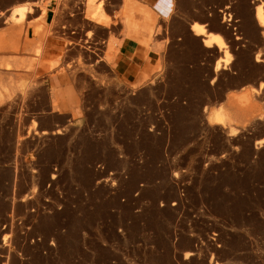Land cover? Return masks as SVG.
Returning <instances> with one entry per match:
<instances>
[{
	"label": "rangeland",
	"instance_id": "1",
	"mask_svg": "<svg viewBox=\"0 0 264 264\" xmlns=\"http://www.w3.org/2000/svg\"><path fill=\"white\" fill-rule=\"evenodd\" d=\"M55 1L87 20L75 42L42 14L30 57L0 52V264H264V0H159L158 22L147 0ZM202 19L208 60L174 25ZM132 39L155 64L127 79Z\"/></svg>",
	"mask_w": 264,
	"mask_h": 264
},
{
	"label": "crops",
	"instance_id": "2",
	"mask_svg": "<svg viewBox=\"0 0 264 264\" xmlns=\"http://www.w3.org/2000/svg\"><path fill=\"white\" fill-rule=\"evenodd\" d=\"M158 3L159 0H147L145 6L147 12L151 14L157 22L159 19L157 10ZM42 5H44V11H42ZM42 14L46 24H50L52 21L56 22V25H53L51 28L52 36L50 39L52 43H54V41L58 43H60V41L75 42L76 32L82 30L86 31L89 26L87 20L82 15H77L74 9L70 7L69 3L67 4V8H64L61 5H58L55 0H0V52L2 56L15 59L16 61H19V59L22 60L23 58L26 60L31 56V52L28 50L34 47L38 40H42L44 34L47 32V28H42V30L35 33L37 20ZM103 16L107 15L103 14ZM12 18L18 21H12ZM212 19H214V17ZM96 23L100 22L96 21ZM174 23L176 27L184 30L185 38H188L190 35L192 39H195L194 42L197 47V56L202 55L205 60H208L209 53H207L204 47L209 46L203 44V39L206 35H195L193 32H187L181 21H175ZM198 24H201L203 27L211 25L208 19H202ZM218 24L219 17L217 15L216 27ZM216 30L217 29L205 33L217 34L218 31ZM196 36L200 37L202 47L199 42L196 41ZM79 39L80 38H78V40ZM83 40H86L85 37ZM54 46L56 45L54 44ZM179 46L181 47V50L185 49L184 43L181 42ZM154 60V55L147 51L139 40L132 39L131 41L122 42L121 45L116 48L113 63L117 76H119L120 73L127 79H135L142 74L151 72L155 64ZM216 61L215 59L210 61V68L212 71L213 69L215 70ZM59 77L58 74H52L46 78L45 88L48 92H56V90H59ZM53 115V111L50 110L45 116H42L35 121L37 122V125L40 126H44L45 123L48 126L58 125V121L55 122L54 118H52ZM44 117H46L47 122L43 121ZM49 118L51 121L48 120Z\"/></svg>",
	"mask_w": 264,
	"mask_h": 264
},
{
	"label": "bare ground",
	"instance_id": "3",
	"mask_svg": "<svg viewBox=\"0 0 264 264\" xmlns=\"http://www.w3.org/2000/svg\"><path fill=\"white\" fill-rule=\"evenodd\" d=\"M22 8V7H21ZM18 10V9H17ZM19 13V11H18ZM23 14H24V8H23ZM22 15V14H21ZM24 16V15H23ZM22 17V16H21ZM98 18V17H97ZM256 18L259 20L260 24L263 23V19H264V15L258 10V12L256 13ZM100 19V18H98ZM95 21V20H94ZM100 22V21H98ZM191 30L192 32L197 35H206L205 38L203 39V44L205 46H210L212 45V43L214 42V40H217L218 43H220V38L219 35L216 34H212V33H205L204 31V27L201 24L198 23H192L191 25ZM219 39V40H218ZM217 67V65H216ZM215 67V68H216ZM243 95V94H242ZM245 97V96H244ZM246 100V98H245ZM251 100V99H250ZM247 101V100H246ZM253 108V107H252ZM252 111V110H251ZM227 114V113H226ZM217 115V114H216ZM220 117V116H219ZM216 118V117H215ZM228 119V118H227ZM217 121H219L218 119H216ZM213 121V120H212ZM189 255V254H188Z\"/></svg>",
	"mask_w": 264,
	"mask_h": 264
}]
</instances>
